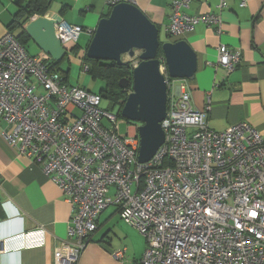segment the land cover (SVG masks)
Here are the masks:
<instances>
[{
  "label": "built area",
  "instance_id": "obj_1",
  "mask_svg": "<svg viewBox=\"0 0 264 264\" xmlns=\"http://www.w3.org/2000/svg\"><path fill=\"white\" fill-rule=\"evenodd\" d=\"M193 1L170 4L171 38L199 23L220 33L226 0L217 2L215 14L182 13ZM81 32L55 25L67 52ZM217 52L216 64L231 72L239 52L224 46ZM81 67L89 71L87 63ZM165 79L164 142L141 164L137 135L119 134L118 118L99 106V95L68 85L10 33L0 37V135L60 189L72 212L67 238L53 254L56 264L77 263L108 206L145 239L139 264H264L263 137L246 123L211 130L208 108L191 106L185 80Z\"/></svg>",
  "mask_w": 264,
  "mask_h": 264
},
{
  "label": "crops",
  "instance_id": "obj_2",
  "mask_svg": "<svg viewBox=\"0 0 264 264\" xmlns=\"http://www.w3.org/2000/svg\"><path fill=\"white\" fill-rule=\"evenodd\" d=\"M113 1H126L140 9L158 28L160 42L183 40L189 44L197 57V69L191 80H185V90L194 109L208 108L206 121L211 130L220 132L246 123L264 139V0H226L220 14V33L199 23L176 38L168 36L166 30L174 0ZM20 2L23 4V0H0V37L9 33L7 26ZM217 2L195 0L181 12L189 16L215 14ZM111 8L108 0H49L44 16L83 29L76 42L68 45L66 54L74 53L82 65L92 32ZM220 46L240 54L231 72L216 64ZM130 127V135H136V127ZM3 128L0 124V134ZM39 169L0 135V264H56L53 254L59 242L67 238L72 213L69 203ZM118 215L115 206L100 213L97 228L76 264L140 263L146 241ZM118 249H125L123 258H114Z\"/></svg>",
  "mask_w": 264,
  "mask_h": 264
},
{
  "label": "water",
  "instance_id": "obj_3",
  "mask_svg": "<svg viewBox=\"0 0 264 264\" xmlns=\"http://www.w3.org/2000/svg\"><path fill=\"white\" fill-rule=\"evenodd\" d=\"M60 18L33 17L24 31L39 50L55 63L61 62L67 50L55 34ZM158 28L133 4L121 1L112 6L108 15L99 19L85 52L94 61H113L124 64L123 57H135L132 67L131 92L120 110V118L138 124L137 161L147 163L164 142L161 122L166 114L167 83L170 80H191L197 69V57L186 41L160 43ZM161 49L162 59L157 58ZM164 64L166 74L161 71ZM127 79L119 87L127 88Z\"/></svg>",
  "mask_w": 264,
  "mask_h": 264
},
{
  "label": "trees",
  "instance_id": "obj_4",
  "mask_svg": "<svg viewBox=\"0 0 264 264\" xmlns=\"http://www.w3.org/2000/svg\"><path fill=\"white\" fill-rule=\"evenodd\" d=\"M49 0H23V4L18 3V11L13 16L11 23L7 26L9 33L17 31L14 35L16 41L26 50V46L31 41L26 32L24 26L31 21L33 16H44L48 9ZM109 12V11H108ZM160 42V41H159ZM163 43V42H160ZM72 48V52H73ZM157 58L162 61L161 49L158 50ZM67 55L64 57V59ZM86 57V56H85ZM84 58V62L89 65L88 73L92 78L101 81L104 86L101 92L98 94L100 98H107L110 101L112 110L117 109L116 118H120V110L122 104H124L128 92H131V76H132V63L130 61L124 62L122 65H117L113 61H94ZM51 67L57 71L58 63L51 61L49 63ZM166 72V71H165ZM65 81H67L68 71L63 73ZM127 79L129 85L127 88L119 87V80ZM111 112L109 110H106ZM123 119V118H121ZM124 120V119H123ZM128 122V121H127Z\"/></svg>",
  "mask_w": 264,
  "mask_h": 264
},
{
  "label": "rangeland",
  "instance_id": "obj_5",
  "mask_svg": "<svg viewBox=\"0 0 264 264\" xmlns=\"http://www.w3.org/2000/svg\"><path fill=\"white\" fill-rule=\"evenodd\" d=\"M25 48L31 56L37 55V56L45 59L46 62H48V63H50L52 61V59H50L49 56L43 54L32 41H30ZM138 53L139 52H136V54L134 55L135 57H133V58H129L127 56H124L123 60L125 62L130 61L132 63V65L134 66L138 63V58H137ZM67 57L65 58L64 61H61L58 63L57 72L60 75H63V73L65 71H68V77H67V81H66V83L68 85L81 86L82 88L86 89L90 93L98 95L101 92V90L103 89L104 84L101 81L92 78V76L88 72H82V70H81L82 67H81L79 62H76V60H75L76 58L74 56V53L70 52L67 55ZM68 59H70V60H68ZM162 62H163V60H162ZM160 67H161V71L165 74L164 64H161ZM110 104L111 103L107 98L102 97L101 103L99 106L102 109L109 110V111H111L110 113H113L116 115L117 109L112 110ZM131 125H134L135 127L138 126V124L127 122L126 120L118 118V129L117 130H118L119 134L121 136H129Z\"/></svg>",
  "mask_w": 264,
  "mask_h": 264
}]
</instances>
